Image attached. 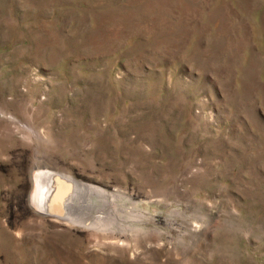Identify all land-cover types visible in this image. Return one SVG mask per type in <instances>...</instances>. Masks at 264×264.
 Returning <instances> with one entry per match:
<instances>
[{
	"label": "rangeland",
	"instance_id": "rangeland-1",
	"mask_svg": "<svg viewBox=\"0 0 264 264\" xmlns=\"http://www.w3.org/2000/svg\"><path fill=\"white\" fill-rule=\"evenodd\" d=\"M0 264H264V0H0Z\"/></svg>",
	"mask_w": 264,
	"mask_h": 264
},
{
	"label": "bare ground",
	"instance_id": "bare-ground-1",
	"mask_svg": "<svg viewBox=\"0 0 264 264\" xmlns=\"http://www.w3.org/2000/svg\"><path fill=\"white\" fill-rule=\"evenodd\" d=\"M52 180L53 178L51 174H43V175H40L38 178V192L39 193L37 195V199L41 207L44 206L42 203L43 202L42 199H44V197L46 195H49L52 191V182H53Z\"/></svg>",
	"mask_w": 264,
	"mask_h": 264
},
{
	"label": "water",
	"instance_id": "water-1",
	"mask_svg": "<svg viewBox=\"0 0 264 264\" xmlns=\"http://www.w3.org/2000/svg\"><path fill=\"white\" fill-rule=\"evenodd\" d=\"M54 182V187L56 188V196H59L60 201H64V194L65 192H70L72 189V185L71 183H69L68 181H65L64 179H62L60 176H56V177H52ZM63 196V197H62ZM47 210V208H46ZM47 213V212H46ZM49 213V211H48Z\"/></svg>",
	"mask_w": 264,
	"mask_h": 264
}]
</instances>
